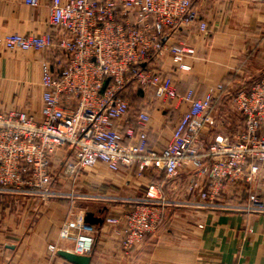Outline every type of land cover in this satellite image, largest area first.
<instances>
[{"label":"built area","instance_id":"built-area-1","mask_svg":"<svg viewBox=\"0 0 264 264\" xmlns=\"http://www.w3.org/2000/svg\"><path fill=\"white\" fill-rule=\"evenodd\" d=\"M25 1L31 7L40 3ZM197 1L52 0L51 31L5 36L7 51H50L53 57L43 67L41 117L17 110L0 113V194L97 200L77 189L82 173L99 164L137 178L160 173L173 182L182 173L190 176L187 192L199 202L172 201L165 196V183L153 180L143 198L129 201L130 211L108 220L122 228L124 252L154 235L172 207L264 213V201L249 188L264 179V73L229 95L243 118V129L208 138L206 129L217 124V96L198 97L193 90L180 95L173 78L156 64L169 54L178 69H190L186 61L196 49L170 45L168 40L199 20ZM134 88L153 90L158 100L188 104L173 130V143L160 152L149 148L146 112L137 116L139 133L134 124L126 133L121 129L131 111L126 94ZM62 185L71 192L60 190ZM241 187L248 191L246 204L234 207L222 201L229 190ZM95 242L93 234L81 232L73 253L90 256Z\"/></svg>","mask_w":264,"mask_h":264},{"label":"crops","instance_id":"crops-1","mask_svg":"<svg viewBox=\"0 0 264 264\" xmlns=\"http://www.w3.org/2000/svg\"><path fill=\"white\" fill-rule=\"evenodd\" d=\"M51 2L40 0L39 6L31 7L25 0H0V113L17 110L41 117V59L46 54L7 51L3 39L10 34L29 37L51 31ZM195 9L199 20L168 40L170 45L183 43L196 49V55L186 61L190 69H178L169 54L159 65L173 78L180 95L193 90L198 97L207 93L217 96V124L206 129L208 138L236 135L244 121L228 101L229 95L264 73V0H198ZM130 100L131 111L121 122L122 131L126 133L138 114L146 112L150 116L146 126L149 148L160 152L171 145L173 130L188 104L158 100L153 90L143 93L135 88L130 90ZM231 107L235 113H230ZM134 129L136 134L141 130L136 125ZM61 156L57 154L56 160ZM94 169L82 173L79 182L87 191L79 192L98 198L92 201L99 205L97 211L91 212L102 224L86 223V209L66 198L41 200L0 194V264H72L57 252H73L81 232L96 238L90 264H264V213L235 209L172 207L154 235L124 252L122 228L109 225L108 220L124 212L122 207L129 201L143 198L150 181L164 182L165 196L172 201L187 204L200 198L188 194L190 176L185 173L168 182L160 173L137 178L128 172L112 173L103 164ZM90 185L103 190L92 192ZM58 188L71 192L68 185ZM243 190H229L222 201L234 207L246 204L248 191ZM52 246L56 252L51 251Z\"/></svg>","mask_w":264,"mask_h":264},{"label":"rangeland","instance_id":"rangeland-1","mask_svg":"<svg viewBox=\"0 0 264 264\" xmlns=\"http://www.w3.org/2000/svg\"><path fill=\"white\" fill-rule=\"evenodd\" d=\"M18 53V52H17ZM31 53H33V54H35V55H38V54H43V53H45L46 55L44 56V58H42L41 59V61H42V63H41V77L43 76V67H44V65L49 61V58H52L53 57V53L52 52H50V51H43V53L42 52H31ZM42 81V80H41ZM32 87H33V84L31 85ZM41 88L43 89V84H42V82H41ZM32 87H31V89H32ZM42 94H43V90H42ZM230 103H233L232 101H231V99L229 98V100H228ZM235 108V107H234ZM25 112H27V111H25ZM235 113V111H234V109L231 107L230 108V113ZM222 126V127H221ZM221 126H219V128L221 127V128H223L222 130L224 131L225 129H226V123H222L221 124ZM57 154H62L60 151L57 153ZM56 158H57V155L55 156V160H54V163H57L58 161L56 160ZM57 161V162H56ZM56 166L58 165V164H55ZM58 168V167H57ZM93 170H95L94 168L93 169H88L87 170V172H90V171H93ZM84 173V172H83ZM84 185L85 184H82V182L80 181L79 182V185H78V187H79V190L77 189V192H79L80 190H83V191H87L86 190V186L84 187ZM89 187H91V191L92 192H94V191H101V190H103V187L101 188H99V187H96V186H92V185H90ZM101 189V190H100ZM254 191L258 196H259V198H260V200H262V201H264V179H262L261 181H257L256 183H254V185H253V187L252 188H250V191ZM244 192H246V190H243ZM248 196V195H247ZM223 197H225V196H223ZM222 197V200H224V198ZM249 199V198H248ZM78 202V201H77ZM80 202H82V203H80ZM75 206L77 207V206H81L82 208H84V209H86V211L87 212H91L93 209H95V211H97V208H98V206L99 205H95L94 204V202H90V201H79L78 203H75ZM130 206H132V205H129V204H127V205H125V206H123L122 207V209H124L123 211L125 212V211H130L131 209H132V207H130ZM86 212V213H87ZM93 213V212H92Z\"/></svg>","mask_w":264,"mask_h":264},{"label":"water","instance_id":"water-1","mask_svg":"<svg viewBox=\"0 0 264 264\" xmlns=\"http://www.w3.org/2000/svg\"><path fill=\"white\" fill-rule=\"evenodd\" d=\"M85 222L93 225L102 224L103 220L101 218H96L95 214L92 212H87L85 216ZM58 256L65 259L72 264H90L91 256H80L70 251L58 250Z\"/></svg>","mask_w":264,"mask_h":264},{"label":"trees","instance_id":"trees-1","mask_svg":"<svg viewBox=\"0 0 264 264\" xmlns=\"http://www.w3.org/2000/svg\"><path fill=\"white\" fill-rule=\"evenodd\" d=\"M159 62H160V61H157L156 64H157L158 67L160 68L161 66L159 65ZM256 81H257V80H256ZM254 82H255V81H254ZM250 85H251V84H250ZM250 85H249V86H250ZM140 92H142V91H140ZM126 97L130 100V92H128V93L126 94ZM131 102H132V101L130 100V103H131Z\"/></svg>","mask_w":264,"mask_h":264}]
</instances>
